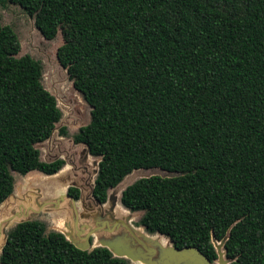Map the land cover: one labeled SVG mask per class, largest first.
<instances>
[{
    "label": "trees",
    "instance_id": "obj_1",
    "mask_svg": "<svg viewBox=\"0 0 264 264\" xmlns=\"http://www.w3.org/2000/svg\"><path fill=\"white\" fill-rule=\"evenodd\" d=\"M32 18L73 89L90 108L72 137L97 158L90 195L132 171L139 178L119 204L172 248L207 262L226 238L228 264H264V0H0ZM0 26V203L11 172L56 174L63 161L39 160L34 145L59 120L40 83L39 63L16 57ZM72 199L78 191L66 190ZM0 264H127L103 247L81 250L36 220L10 228Z\"/></svg>",
    "mask_w": 264,
    "mask_h": 264
},
{
    "label": "rangeland",
    "instance_id": "obj_2",
    "mask_svg": "<svg viewBox=\"0 0 264 264\" xmlns=\"http://www.w3.org/2000/svg\"><path fill=\"white\" fill-rule=\"evenodd\" d=\"M0 26H8L17 37L16 57L27 55L39 63L41 86L53 96L59 110V120L50 137L34 145L39 160L63 161L61 170L52 176L36 171L23 176L11 172L12 193L0 204V247L5 233L17 222L36 220L43 224L45 233L58 231V222L64 224L77 246L85 250L106 247L127 264H206L193 251L175 252L165 237L146 233L138 225L142 213H130L119 205L120 193L127 185L139 178L169 176L168 173L158 169L132 171L107 191V204L95 203L90 189L98 159L89 156L83 145L72 142L78 128L88 123L89 107L56 62L55 52L62 44L59 31L52 40H44L32 18L7 2L0 4ZM69 187L78 191L74 203L66 193ZM212 244L217 259L211 264H227L222 241L212 240Z\"/></svg>",
    "mask_w": 264,
    "mask_h": 264
},
{
    "label": "water",
    "instance_id": "obj_3",
    "mask_svg": "<svg viewBox=\"0 0 264 264\" xmlns=\"http://www.w3.org/2000/svg\"><path fill=\"white\" fill-rule=\"evenodd\" d=\"M55 59H56V57H55ZM56 62H57V60H56ZM61 68H62V67H61ZM62 69H63V68H62ZM65 74H66V73H65ZM89 109H90V108H89ZM53 129H54V128H53ZM85 150H86V149H85ZM96 159H97V158H96ZM97 161H98V160H97ZM96 164H97V163H96ZM60 170H61V169H60ZM60 170H59V171H60ZM59 171H58V172H59ZM58 172H57V173H58ZM95 172H96V169H95ZM57 173H56V174H57ZM54 175H55V174H54ZM44 176H45V175H44ZM51 176H52V175H51ZM93 179H94V178H93ZM90 190H91V189H90ZM10 195H11V194H10ZM10 195H9V196H10ZM9 196H8V197H9ZM67 196H68V195H67ZM90 196H91V195H90ZM8 197H7V198H8ZM68 197H69V196H68ZM7 198H6V199H7ZM91 198H92V197H91ZM6 199H5V200H6ZM70 200L72 201V203H74L75 201H77V200L72 199L71 197H70ZM106 200H107V198H106ZM105 202H106V201H105ZM95 203H96V202H95ZM0 204H1V203H0ZM96 204H98V203H96ZM104 204H105V203H104ZM98 205H103V204H98ZM119 205H120V204H119ZM120 206H121V205H120ZM22 221H29V220H21V221H19V222H22ZM19 222H17V223H19ZM17 223H16V224H17ZM62 225L65 227L64 224H62ZM55 232L61 233L67 241H69L71 244H73V245H74L75 247H77L78 249L85 250V249H83V248L77 246V245H76L73 241H71L70 239H67L66 236H65V234H63L61 231L58 230V231H55ZM5 235H6V233H5ZM153 235H154V234H153ZM157 235H158V234H157ZM159 236H161V235H159ZM225 239H226V238L220 240V241H222V245H223V242H224ZM212 240H213V239H211V243H212ZM4 241H5V237H4L3 243H4ZM213 241H214V240H213ZM167 242H168V244L170 245V242H169L168 240H167ZM3 243H2V245H3ZM2 245H1V247H2ZM212 246H213V244H212ZM1 247H0V249H1ZM94 247H103V246H93V247H91V248H94ZM170 247H171V245H170ZM91 248H90V249H91ZM103 248H106V247H103ZM171 248H172V247H171ZM213 248H214V247H213ZM90 249H88V250H90ZM106 249H107V248H106ZM172 249H173L175 252H182V251H188V250H189V251H193V252L199 257V259H201L204 263H206V264H211V263L207 262V261H206V260H205V259H204V258H203V257H202V256H201V255L195 250V249H183V250H180V251H178V250H176V249H174V248H172ZM107 250H108V249H107ZM173 250H172V251H173ZM108 251H109V250H108ZM214 251H215V249H214ZM109 252H110V251H109ZM222 252H223V258L225 259L223 248H222ZM110 253H111V252H110ZM215 254H216V252H215ZM111 255H112V254H111ZM112 256H113V255H112ZM113 257H116V256H113ZM116 258H120V257H116ZM216 259H217V254H216ZM216 259H215V260H216ZM215 260H214V261H215ZM225 260L227 261V264H228V260H227V259H225ZM214 261H213V262H214ZM213 262H212V263H213Z\"/></svg>",
    "mask_w": 264,
    "mask_h": 264
},
{
    "label": "bare ground",
    "instance_id": "obj_4",
    "mask_svg": "<svg viewBox=\"0 0 264 264\" xmlns=\"http://www.w3.org/2000/svg\"><path fill=\"white\" fill-rule=\"evenodd\" d=\"M79 202V201H78ZM106 204H107V202H106ZM63 222V221H62ZM66 226V225H65ZM57 227H58V230L59 231H61L63 234H65V236H66V238L67 239H70L71 237H70V235H69V233H68V231H67V229L65 228V227H63V225L61 224V223H59L58 222V225H57ZM81 240V239H80ZM107 245V244H106ZM83 247V246H82ZM112 248V247H111ZM110 248V249H111Z\"/></svg>",
    "mask_w": 264,
    "mask_h": 264
}]
</instances>
